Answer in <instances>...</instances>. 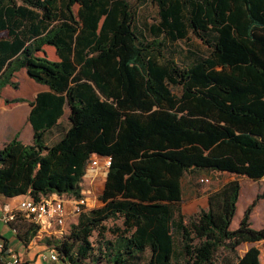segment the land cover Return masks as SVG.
<instances>
[{
  "label": "trees",
  "instance_id": "16d2710c",
  "mask_svg": "<svg viewBox=\"0 0 264 264\" xmlns=\"http://www.w3.org/2000/svg\"><path fill=\"white\" fill-rule=\"evenodd\" d=\"M152 1L155 21L141 24L130 0H0V95L22 67L50 88L32 103V143L16 136L0 148V194L79 199L88 158L108 155L103 204L45 239L60 260L262 264L258 245L239 246L264 243L251 219L264 191L234 228L239 179L187 220L175 205L189 171L264 177V0ZM190 34L207 51L180 64L168 46ZM45 44L58 60L39 54ZM8 225L25 245L39 230L21 216Z\"/></svg>",
  "mask_w": 264,
  "mask_h": 264
},
{
  "label": "crops",
  "instance_id": "0c3cea01",
  "mask_svg": "<svg viewBox=\"0 0 264 264\" xmlns=\"http://www.w3.org/2000/svg\"><path fill=\"white\" fill-rule=\"evenodd\" d=\"M44 49L45 51H40L39 54H46V56L51 60L59 59V55L54 46L45 44ZM13 80L18 83V86L15 87L12 86V84H7L2 89V93L0 95V148L7 141L12 140L16 136H18V139L24 143H32L34 139V129L29 120L30 111L33 106L32 103L35 101L38 92L50 89L48 85H45V83L38 82L31 78L27 73L26 67H22L18 72H16ZM68 114L69 108L66 107L64 115L59 119V121H65L68 123ZM107 173L108 168H104L96 174H92V172L87 174L85 173L81 182V192L87 200V208L95 207L97 204L96 195L103 190ZM22 195L18 196L20 197ZM7 199L8 196L0 194V208ZM66 205V207L70 209L73 206V199L69 200ZM242 216L238 217V214L235 213L232 228L239 225ZM74 217L77 218L78 216L72 214L69 216V219ZM68 223L69 220L63 227L65 234L68 233L71 226L67 225ZM0 233L5 236L8 246L19 253L20 260L24 264H32V260L39 258L38 256L41 255L44 250L51 247V245L46 243L45 239L49 237H58V235L51 234L45 229H40L38 230L37 235L32 238L27 245H25L10 225L2 222V220H0ZM9 233H11L10 236L8 235ZM253 243L254 242H245L242 245L244 246L249 244L251 246ZM249 247L246 249L244 247L243 253L240 254L243 255ZM44 264L48 263L46 262Z\"/></svg>",
  "mask_w": 264,
  "mask_h": 264
},
{
  "label": "rangeland",
  "instance_id": "374dc122",
  "mask_svg": "<svg viewBox=\"0 0 264 264\" xmlns=\"http://www.w3.org/2000/svg\"><path fill=\"white\" fill-rule=\"evenodd\" d=\"M132 5L136 8V14L140 23H153L156 18V13L158 10L156 4L152 0H130ZM168 52L172 53L178 63L186 64L191 60L195 53H202L207 51V45L201 39L196 37L194 34H190L187 39L177 40L174 43H171L168 46ZM174 91H177V88H173ZM208 178V180H205ZM232 179H239L241 182V192L239 195V206L237 207L236 213L239 216H242L248 205L253 201L255 195L262 193L264 191V177L263 178H249L247 176H241L236 173H229L225 171H214L208 169H200L197 171H189L182 179L183 185V196L182 201L175 205V210L179 211L184 215V218L187 220L190 215H194L201 208L205 207L208 204L207 194L221 186L223 183H226ZM104 189V188H103ZM102 191V190H101ZM99 192L96 195L97 204L95 207L101 206L103 201L99 199ZM87 207L86 205L84 208ZM94 208V207H92ZM251 219L253 226L259 228L264 227V198L259 200V202L254 206L253 211L251 212ZM77 218H70L67 225L71 223H77ZM122 220H109L107 221V226L112 229L116 224H121ZM11 233L8 235L10 236ZM107 239L114 237L111 230L106 231ZM100 237L97 234H94L92 241L96 249V253L99 252L98 246ZM43 242V240H42ZM253 244L258 245L261 252L262 264H264V243L263 241L254 242ZM252 245V244H251ZM250 245H241L239 246V253H243L245 249ZM36 260H32V264H44L47 261L41 258V255L38 256ZM84 264H104V260H99L98 262H93L90 258L85 259Z\"/></svg>",
  "mask_w": 264,
  "mask_h": 264
},
{
  "label": "built area",
  "instance_id": "2783aa9c",
  "mask_svg": "<svg viewBox=\"0 0 264 264\" xmlns=\"http://www.w3.org/2000/svg\"><path fill=\"white\" fill-rule=\"evenodd\" d=\"M110 163L111 160L108 155L92 154L87 161L86 174L91 172L96 174L98 171L108 168ZM205 180H208V178ZM71 199H73V206L68 209L66 204ZM86 204L87 200L84 194L81 198L76 199L73 196L59 195V193L53 192L38 200L31 195L23 194L20 197H8L1 205L0 220L9 224L21 216L29 222L37 223L39 230L45 229L61 238L65 235L63 227L68 222L69 216L72 214L78 216ZM59 255L55 246L51 245V247L42 252L41 258L47 261L48 264H66L60 260ZM0 263L24 264L20 260L19 253L8 246L7 240L2 233H0Z\"/></svg>",
  "mask_w": 264,
  "mask_h": 264
}]
</instances>
